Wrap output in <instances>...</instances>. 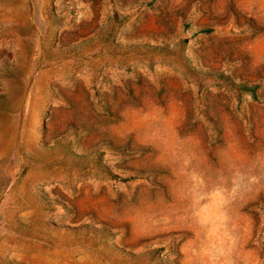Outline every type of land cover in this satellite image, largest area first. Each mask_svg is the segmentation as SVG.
I'll return each mask as SVG.
<instances>
[{
  "label": "rangeland",
  "instance_id": "rangeland-1",
  "mask_svg": "<svg viewBox=\"0 0 264 264\" xmlns=\"http://www.w3.org/2000/svg\"><path fill=\"white\" fill-rule=\"evenodd\" d=\"M0 264H264V0H0Z\"/></svg>",
  "mask_w": 264,
  "mask_h": 264
}]
</instances>
